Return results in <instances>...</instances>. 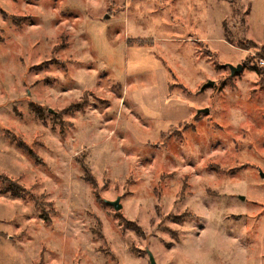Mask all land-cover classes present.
<instances>
[{
	"label": "rangeland",
	"instance_id": "obj_1",
	"mask_svg": "<svg viewBox=\"0 0 264 264\" xmlns=\"http://www.w3.org/2000/svg\"><path fill=\"white\" fill-rule=\"evenodd\" d=\"M261 61L264 0H0V264H264Z\"/></svg>",
	"mask_w": 264,
	"mask_h": 264
},
{
	"label": "water",
	"instance_id": "obj_2",
	"mask_svg": "<svg viewBox=\"0 0 264 264\" xmlns=\"http://www.w3.org/2000/svg\"><path fill=\"white\" fill-rule=\"evenodd\" d=\"M228 68L230 70L231 76L235 75L236 73H239L242 70V66L241 65H237L236 67L228 65ZM212 85H213V82L209 81L208 83L204 84L202 88L204 89V88H207V87L212 86ZM208 113H209L208 109H203V110H198L196 114L198 116L200 114H208ZM262 177H263V175H262ZM107 203L109 205H111L114 208L115 211H119L121 209V205L119 203V199H117L114 202H107ZM147 254H148V258H149L150 264H156L153 255L149 251L147 252Z\"/></svg>",
	"mask_w": 264,
	"mask_h": 264
},
{
	"label": "trees",
	"instance_id": "obj_3",
	"mask_svg": "<svg viewBox=\"0 0 264 264\" xmlns=\"http://www.w3.org/2000/svg\"><path fill=\"white\" fill-rule=\"evenodd\" d=\"M128 45H132L133 42L132 41H127ZM136 45H139V46H143V45H150V42H145L144 40H138L136 41ZM29 155L34 157L33 156V153L30 151L29 152ZM10 179L6 178L5 181L7 184H10L8 188L10 189H13L11 192V195L14 197V198H24L22 194H20L19 192L17 191H14V190H19L20 192H23L17 185H14L12 181H9ZM92 183V182H91ZM31 201H33V199H31Z\"/></svg>",
	"mask_w": 264,
	"mask_h": 264
},
{
	"label": "built area",
	"instance_id": "obj_4",
	"mask_svg": "<svg viewBox=\"0 0 264 264\" xmlns=\"http://www.w3.org/2000/svg\"><path fill=\"white\" fill-rule=\"evenodd\" d=\"M260 64H261V65L264 64V61H263V62L261 61Z\"/></svg>",
	"mask_w": 264,
	"mask_h": 264
}]
</instances>
